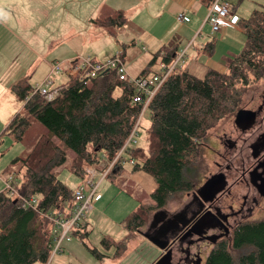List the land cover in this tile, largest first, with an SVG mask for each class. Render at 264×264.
<instances>
[{"label":"trees","instance_id":"1","mask_svg":"<svg viewBox=\"0 0 264 264\" xmlns=\"http://www.w3.org/2000/svg\"><path fill=\"white\" fill-rule=\"evenodd\" d=\"M125 20L122 12L111 14L107 10L96 18L106 28L121 27ZM238 24L245 42L229 60L227 70L209 68L203 77H198L174 68L148 103L147 151L128 145L108 174L110 177L119 173L123 163L132 160V172H145L155 181L153 203L141 202L125 217V238L115 241L102 237L105 248L114 246V257L124 252L127 241L141 230L152 211L153 216L160 213L170 196L195 187L197 156L207 130L239 102L248 74L258 77L262 73L264 5L253 8L248 17H239ZM175 41L163 44L139 75L148 74L149 65L158 58L168 66L176 56ZM207 50H212V44ZM55 87L57 93L49 99L35 91L28 78L11 86L23 102L24 113L13 114L1 135L25 143L33 123L43 132L25 156L11 160L21 168L19 174L11 173L17 181L18 195L5 188L0 191V264L47 263L53 244L48 216L53 212L68 214L74 199L73 190L58 178L56 169L65 164L71 151L75 155L68 167L71 172L84 178L86 166L104 157L107 163L102 171L122 147L140 112V104L133 100L136 87L119 80L113 70L89 80L67 75L65 82ZM30 198H37L36 206H22L23 199ZM80 227L84 229L78 227L72 234L89 233L82 223ZM91 251L99 258L103 256L95 248ZM205 264H264V219L239 222L229 237L211 246Z\"/></svg>","mask_w":264,"mask_h":264},{"label":"rangeland","instance_id":"2","mask_svg":"<svg viewBox=\"0 0 264 264\" xmlns=\"http://www.w3.org/2000/svg\"><path fill=\"white\" fill-rule=\"evenodd\" d=\"M47 2L51 3V0H47ZM32 3L35 4L34 7L30 5ZM43 3L44 0H0V158L2 163L8 164L7 169L3 166L0 170L5 172V174L20 173V166L11 164V160L15 156H25L30 146L38 137V134L43 132L36 123H33L31 128L27 131L25 143L14 142L7 134L1 135L5 125L9 122L13 114L16 112L24 113L22 107L23 102L19 100L11 90V86L14 82L21 78H28L29 83L33 84L35 81L36 83L37 81H42L48 75L52 81L49 88L65 82L68 75L66 73L67 71L61 70L56 73H50V65L48 67L45 60L48 59V62L57 60L63 62L64 60L59 59L60 57H58V55L66 51V41L68 40L71 41V44L79 45L80 51L85 50L84 52H86V50H88L87 54H89L78 55L71 60L90 56L92 51H90L89 47H91L92 50L98 49L99 47L103 48L105 45L106 47L101 49V57L95 54H92L90 57L93 60L95 58V61L98 60L99 62H103L123 47L133 49V57H137L138 55L142 56L145 53V51L141 49L142 46L147 50V54L145 55H147L149 61L155 54V52L148 48L145 40L138 39L137 37L134 44H130V41H127L124 43L120 42L119 45L113 44L114 42L111 41V39H113L111 35L112 32H109L110 34L105 32L106 35L100 32L98 38L94 39V34L87 32L89 23L86 17H84V21H82V33L78 34L81 37H77L75 34L68 31L65 32L60 23V14L57 16L55 9L51 10L54 15L51 25L45 26L42 24L45 17L41 12L35 15L38 21L34 22L33 20V23L32 20H30L33 17L35 18L32 12L43 10ZM85 4L86 2L83 3V5ZM249 8V0H244L242 9L244 12L243 14L247 17L252 10ZM73 9L72 7L69 8L71 11H73ZM56 11L60 12L57 8ZM74 14L79 16V13L75 12ZM32 25L35 30L31 31L27 29L28 27H32ZM105 30L110 31V29ZM184 31L177 35L181 36ZM122 32H124L125 35H129L130 33L135 34L136 30L129 26L123 29ZM236 33L238 37H243L240 31H236ZM132 37L134 38V35H132ZM109 40L111 42H109ZM62 42L64 43L62 44ZM123 44H125V46H123ZM28 45L33 49H30ZM242 48L243 46L240 47L239 52ZM49 50L51 51L49 52ZM36 62L37 67L33 69L34 71H30L31 67ZM149 66H152V64ZM156 67V64L152 66V68ZM202 67L201 65L192 63L190 70H193L191 71L192 74L203 77L206 71L205 68ZM130 69L137 70L134 65L130 67ZM243 91L244 93H242L240 98H247L251 94L256 98L257 93L264 91V69L258 77L251 73L248 74V83L245 85ZM149 124L150 110L146 109L140 119L138 134L135 137L137 139L136 146L145 151H147V128ZM223 128H228L226 132L233 128L232 125L228 123L226 117L220 119L217 124L206 132L203 141L205 145L202 144L203 146L200 149V154L197 156V185L202 181L204 175L214 171L221 162L219 152L222 151L220 137ZM234 134L233 132V135ZM74 158L75 155L71 151H68L67 161L63 166L56 169L58 178L73 191L83 179L97 181V183L99 182L97 192L101 194V199L96 205L94 203L90 209L84 212L85 216L82 218L81 222L87 224L89 233L87 235H80V233L72 234L70 241H64L62 243L63 251L51 255L46 264H151L153 261L157 260L162 252L159 245L142 235L144 233L148 234L147 228L154 222L152 217L154 211L148 215V220L140 228L141 230L134 233L133 237L127 241L126 248L121 255L114 257V246L112 245L110 248H105L101 243V239L104 235L111 237L115 241L124 239L128 232L124 226L125 217L135 210L141 202L145 204L153 203L151 197V192L155 187L153 177L142 171L132 172L131 164L126 161L123 163V170L118 173L119 175L106 176L100 179L101 169L107 163V159L102 157L99 163L86 166V173L84 178H82L68 169ZM123 183H125V185H123ZM4 187L5 184L2 188ZM130 189H132V191ZM188 192L189 191L177 192L170 196L161 211L171 214L177 212L188 200ZM233 192H235V190H233ZM249 202L250 201L246 203L248 208L243 209V213L245 214L243 219L252 221L264 219V206L251 205ZM236 206L237 205H234V207ZM156 223L157 222L153 223V225ZM204 242L205 241L202 243L204 244ZM93 248L96 249L97 253L103 256L100 258L99 256L97 257L91 251ZM210 249V244L207 245L206 249L203 250L202 248L201 256L204 262ZM34 264L43 263L36 262Z\"/></svg>","mask_w":264,"mask_h":264},{"label":"flooded vegetation","instance_id":"3","mask_svg":"<svg viewBox=\"0 0 264 264\" xmlns=\"http://www.w3.org/2000/svg\"><path fill=\"white\" fill-rule=\"evenodd\" d=\"M225 117L233 128L222 130L221 162L188 192L177 212L160 211L157 223L147 228L149 237L164 245L158 264H205L202 248L229 237L247 220L248 201L264 206V91L240 98Z\"/></svg>","mask_w":264,"mask_h":264},{"label":"crops","instance_id":"4","mask_svg":"<svg viewBox=\"0 0 264 264\" xmlns=\"http://www.w3.org/2000/svg\"><path fill=\"white\" fill-rule=\"evenodd\" d=\"M229 1L232 4V9L235 14L239 17H247L243 14L244 8L242 9L244 0ZM84 2H86L85 5H83ZM209 2V0H51L50 3L47 2V0H44V3L42 4L43 10L34 11L32 14L35 16L38 12H41L45 17L42 24L49 26L53 23L52 18L54 16L51 10L55 9L56 15L58 16L60 14V23L61 26H63L64 31L71 32L77 37H81L78 34L82 33V21H84V17H86L89 23L87 32L94 34V39L98 38L100 32H103V35H106L105 32L108 34L112 32L111 35L113 39H111V41L114 42L113 44L119 45L120 42L124 43L127 41H130V44H134L137 37L138 39L145 40L148 48L155 53L163 44L175 39L176 54L184 51L183 61L178 65L179 69L191 72L193 71L190 70L192 63H196L203 66L202 68H205V71L209 68L226 71L229 60L239 53L240 47L244 45L245 36L240 29L239 24L234 27L221 28L214 33L211 32L210 26L204 22ZM249 4V9L253 10V8L259 5H264V0H249ZM30 5L34 7L35 4L32 3ZM71 7L74 8L73 11L69 10ZM56 8L59 9L60 12L56 11ZM104 10L109 11L111 14L119 11L122 12L126 19L123 26L112 28L100 26L96 22V18ZM75 12L79 13V16H76L74 14ZM178 12H184L189 17V21L179 23L176 19V14ZM35 18L33 17L30 20H32V22L33 20L34 22H37L38 18ZM129 26L136 30L135 34L130 33L129 35H125L124 32H122L123 29H126ZM27 29H30L31 31L35 30L33 25ZM105 29H110V31H106ZM182 31H184V33L181 36H178L177 34ZM236 31H240V33L243 34V37H238ZM132 35H134V38ZM111 41L109 40V42ZM64 42H62V44ZM70 42V40L66 41L67 49L66 51H63V54L60 53V55H58V57H60L59 59L69 61L78 55H89L87 54L88 50H86V52H84L85 50L80 51L79 45H74ZM211 44L212 50H207V46L209 47ZM123 46H125V44H123ZM105 47H99L98 49L92 50L91 47H89V49L92 51V54L101 57V49H104ZM29 48L33 49L31 46H29ZM120 49L128 73L132 76H137L142 73L149 62L147 55H145L147 54L146 48L144 46L141 47L145 53L142 56L138 55L139 57H133V49H130L129 47H123ZM50 51L51 50H49V52ZM94 60L96 59L94 58ZM45 61L47 62L46 65L49 67L51 61L48 62V59ZM37 62L31 67L30 71L37 67ZM154 64L157 65L156 68H152ZM154 64L149 67L148 74L157 73L161 70L162 62L159 58ZM133 65L137 70L130 69ZM34 83H36V81ZM7 165L8 164L6 163H2L0 158V169L3 166L7 169ZM116 174L118 173H115V175ZM7 175L8 174H5V172L0 170V191L3 190L4 179ZM123 185H125V183H123ZM130 190L132 191V189ZM99 195L100 197L95 202V205L101 199V194L99 193ZM82 225L88 229L86 223H82ZM78 229L83 230L84 228L79 226ZM159 248L163 251L161 247Z\"/></svg>","mask_w":264,"mask_h":264},{"label":"built area","instance_id":"5","mask_svg":"<svg viewBox=\"0 0 264 264\" xmlns=\"http://www.w3.org/2000/svg\"><path fill=\"white\" fill-rule=\"evenodd\" d=\"M176 19L179 23L188 22L189 17L184 12H178ZM204 22L210 26L211 32H217L224 27H234L239 22V16L232 9V4L229 0H211L208 5V10L204 18ZM184 51L176 54L172 62L168 66L162 65V68L157 73L146 75L132 76L128 73L122 52L117 50L111 57L103 62L95 61L90 56L76 58L66 62L52 61L50 65V73H56L64 70L68 75L78 76L81 79H91L107 70H113L115 76L124 82H131L137 90L134 97V102L140 104V112L125 140L122 147L117 151L114 158L108 161L107 166L100 172V179L108 176L112 168L119 161L122 153L128 145H136L138 127L142 114L148 107L151 98L156 94L163 82L166 80L171 71L182 63ZM52 81L49 75L42 81L33 85V89L40 94L46 95L47 98H53L57 93V88H49ZM123 162V161H122ZM132 163V160H129ZM5 189L9 193L18 195L16 190L17 181L12 174H9L4 179ZM99 182L91 179H83L73 191L72 210L68 214L62 215L60 212L49 214V219L52 222L53 244L51 247V255L63 251L62 243L69 241L72 237V232L76 230L84 218V212L90 209L100 197L97 192ZM37 198L23 199L22 206L35 207Z\"/></svg>","mask_w":264,"mask_h":264},{"label":"water","instance_id":"6","mask_svg":"<svg viewBox=\"0 0 264 264\" xmlns=\"http://www.w3.org/2000/svg\"><path fill=\"white\" fill-rule=\"evenodd\" d=\"M156 216H158V214L154 215V216H153V219H155ZM142 235H144V236L147 237L148 239H150V240H152L153 242H155L152 238L149 237L148 234H145V233H144V234H142ZM155 243H156V242H155ZM159 247H161L162 250H164V245H163V246L159 245ZM159 260H161V258L158 259L154 264H158Z\"/></svg>","mask_w":264,"mask_h":264},{"label":"bare ground","instance_id":"7","mask_svg":"<svg viewBox=\"0 0 264 264\" xmlns=\"http://www.w3.org/2000/svg\"><path fill=\"white\" fill-rule=\"evenodd\" d=\"M237 26V25H236Z\"/></svg>","mask_w":264,"mask_h":264}]
</instances>
